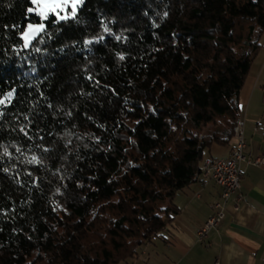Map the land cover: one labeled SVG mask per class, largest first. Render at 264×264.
Wrapping results in <instances>:
<instances>
[{
    "label": "trees",
    "instance_id": "1",
    "mask_svg": "<svg viewBox=\"0 0 264 264\" xmlns=\"http://www.w3.org/2000/svg\"><path fill=\"white\" fill-rule=\"evenodd\" d=\"M29 7L0 0V264L126 262L233 142L264 0H84L25 48Z\"/></svg>",
    "mask_w": 264,
    "mask_h": 264
},
{
    "label": "crops",
    "instance_id": "2",
    "mask_svg": "<svg viewBox=\"0 0 264 264\" xmlns=\"http://www.w3.org/2000/svg\"><path fill=\"white\" fill-rule=\"evenodd\" d=\"M260 43L237 95L245 160L240 188L227 200L222 222L210 230L205 242L198 241V229L213 214L221 188L197 178L176 194L179 212L165 219L163 231L120 264H264V164L253 162L264 156V34ZM235 143L234 138L229 145L212 144L204 160L226 159Z\"/></svg>",
    "mask_w": 264,
    "mask_h": 264
},
{
    "label": "built area",
    "instance_id": "3",
    "mask_svg": "<svg viewBox=\"0 0 264 264\" xmlns=\"http://www.w3.org/2000/svg\"><path fill=\"white\" fill-rule=\"evenodd\" d=\"M234 138L236 139L235 147L229 157L225 158H207L201 163L200 173L197 178L205 183L212 180L221 188L219 198L213 203V214L198 229L197 238L200 242H205L210 230L215 229L222 222L226 213L227 200L236 195L240 188V179L242 174L241 161L245 160L244 148L246 141L244 135V127L241 120L238 119L233 128ZM255 163L264 164V156L258 157ZM240 200V197L237 198Z\"/></svg>",
    "mask_w": 264,
    "mask_h": 264
},
{
    "label": "snow or ice",
    "instance_id": "4",
    "mask_svg": "<svg viewBox=\"0 0 264 264\" xmlns=\"http://www.w3.org/2000/svg\"><path fill=\"white\" fill-rule=\"evenodd\" d=\"M34 7H29V13H35L42 21L49 20L50 17H55L56 22L74 18L77 13L78 6L83 4L84 0H30ZM70 9V11H68ZM63 13V14H61ZM45 30V24L39 23L37 25L28 24L27 30L22 32L24 46L27 47L36 36ZM119 39V37H118ZM90 43V41H86ZM123 59V57H121ZM12 92L7 94L5 99H10ZM5 100L0 99V104H4ZM36 158L33 157V161Z\"/></svg>",
    "mask_w": 264,
    "mask_h": 264
},
{
    "label": "rangeland",
    "instance_id": "5",
    "mask_svg": "<svg viewBox=\"0 0 264 264\" xmlns=\"http://www.w3.org/2000/svg\"><path fill=\"white\" fill-rule=\"evenodd\" d=\"M82 5V4H81ZM80 5V6H81ZM80 6H78V8L80 7ZM32 7H34V5H32ZM78 10V9H77ZM68 11H70V9H68ZM35 14V13H34ZM61 14H63V13H61ZM39 23H44L45 24V22L44 21H42L41 19H40V22H37L36 24L35 23H31V24H33V25H37V24H39ZM28 24H30V23H28ZM28 24L25 26V29H24V31L25 30H27V26H28ZM22 41H23V46H24V40H23V38H22ZM30 45V44H29ZM25 47V46H24ZM28 47V46H27ZM27 47H25V48H27Z\"/></svg>",
    "mask_w": 264,
    "mask_h": 264
}]
</instances>
